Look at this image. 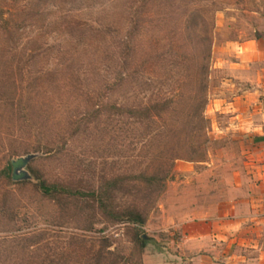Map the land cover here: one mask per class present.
<instances>
[{"label": "rangeland", "instance_id": "1", "mask_svg": "<svg viewBox=\"0 0 264 264\" xmlns=\"http://www.w3.org/2000/svg\"><path fill=\"white\" fill-rule=\"evenodd\" d=\"M257 83L264 0H0V264H204L191 216L250 149L224 101Z\"/></svg>", "mask_w": 264, "mask_h": 264}, {"label": "crops", "instance_id": "2", "mask_svg": "<svg viewBox=\"0 0 264 264\" xmlns=\"http://www.w3.org/2000/svg\"><path fill=\"white\" fill-rule=\"evenodd\" d=\"M246 86L224 101L233 108L234 134L249 140L244 168L233 173L227 193L202 199L206 211L192 215L188 226L190 249L203 253L204 264H264V87Z\"/></svg>", "mask_w": 264, "mask_h": 264}, {"label": "trees", "instance_id": "3", "mask_svg": "<svg viewBox=\"0 0 264 264\" xmlns=\"http://www.w3.org/2000/svg\"><path fill=\"white\" fill-rule=\"evenodd\" d=\"M163 102H164V106H168L169 104H175V101L172 98L167 99ZM205 104H206V101L203 104V106H205ZM156 106H160V105H156ZM200 112H201V115H198V117L201 119V121H203L202 111H200ZM133 113L140 116L139 113H136V112H133ZM39 181H41V180H39ZM39 188L45 196H49L50 198H52L54 200H56V198L59 196L76 199V191L74 192L71 189H66L65 187H61L58 185H52L51 186V185H48L45 181L40 182ZM107 192H109V191H107ZM93 195H94L93 197L95 198L94 202L99 204V208L102 210H105V211L108 210V206L105 204L106 201L109 199V198H107L108 193L105 194V192L101 191L100 193H94ZM116 218L119 219L118 221H126V223L134 224V225H137L140 227H143L146 224V220H145L143 214H141L136 209H131L126 214H124V216L118 215V216H116ZM147 241H148L147 239L142 238L143 245H146Z\"/></svg>", "mask_w": 264, "mask_h": 264}, {"label": "water", "instance_id": "4", "mask_svg": "<svg viewBox=\"0 0 264 264\" xmlns=\"http://www.w3.org/2000/svg\"><path fill=\"white\" fill-rule=\"evenodd\" d=\"M34 159V156H28L25 158H19L12 162L13 167V180L15 182L28 180L31 176L26 172V168L30 162Z\"/></svg>", "mask_w": 264, "mask_h": 264}]
</instances>
